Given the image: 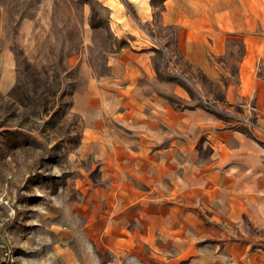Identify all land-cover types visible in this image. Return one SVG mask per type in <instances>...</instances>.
I'll use <instances>...</instances> for the list:
<instances>
[{
	"label": "rangeland",
	"instance_id": "obj_1",
	"mask_svg": "<svg viewBox=\"0 0 264 264\" xmlns=\"http://www.w3.org/2000/svg\"><path fill=\"white\" fill-rule=\"evenodd\" d=\"M150 2L153 20L138 17L136 23L154 38L168 36L170 57L156 54L163 69L159 76L197 96L176 64L181 56L175 29L158 25L163 0ZM105 6L95 0H0V61L12 63L14 71L11 86L0 89V264H246V243L235 235L254 236L258 229L240 221L233 227L217 225V241L208 238L210 229L193 226L184 241L174 238V228L170 238L161 237L162 213L132 207L130 197L118 192L115 175L82 150V118L72 104L83 57L100 76L109 73L116 48L135 46L131 35L117 32ZM230 47L236 57L240 43ZM235 70L232 62L231 81ZM190 72L200 84L202 107L247 128L240 104L227 109L222 83L196 68ZM171 100L176 107L181 103ZM253 108V102L247 105V111ZM215 242L219 246L212 252ZM255 243L264 250V240ZM234 245L241 247L238 258L231 256Z\"/></svg>",
	"mask_w": 264,
	"mask_h": 264
},
{
	"label": "crops",
	"instance_id": "obj_2",
	"mask_svg": "<svg viewBox=\"0 0 264 264\" xmlns=\"http://www.w3.org/2000/svg\"><path fill=\"white\" fill-rule=\"evenodd\" d=\"M150 1L97 0L111 9L117 32L131 35L135 46L116 48L109 73L100 76L83 57L72 104L82 118L81 148L115 175L118 192L130 197L132 207L162 213L161 237L170 238L174 228V238L184 241L193 226L210 229L208 238L217 241V225L246 221L259 230L254 236L235 235L246 243V264H264V250L255 243L264 240V0H163L158 25L175 29L181 56L176 64L197 96L159 76L163 69L156 65V54L170 57L168 36L154 38L136 23L138 17L153 20ZM161 40L164 44L157 45ZM234 41L240 43L236 57L230 47ZM232 62L234 81L228 79ZM194 68L222 83L227 109L240 104L239 113L253 115L261 131L247 134L220 112L202 107L200 84L189 75ZM13 82L12 63L0 61V89ZM172 96L181 102L178 107ZM251 102L254 111H247ZM211 246L216 252L219 245ZM232 249L233 258L242 255L240 246Z\"/></svg>",
	"mask_w": 264,
	"mask_h": 264
},
{
	"label": "built area",
	"instance_id": "obj_3",
	"mask_svg": "<svg viewBox=\"0 0 264 264\" xmlns=\"http://www.w3.org/2000/svg\"><path fill=\"white\" fill-rule=\"evenodd\" d=\"M242 120L246 123V127L250 128L252 127V129L254 128L255 131H261L259 126L256 125V123L254 121H252V119H250L249 116H241ZM264 133V131H262Z\"/></svg>",
	"mask_w": 264,
	"mask_h": 264
},
{
	"label": "trees",
	"instance_id": "obj_4",
	"mask_svg": "<svg viewBox=\"0 0 264 264\" xmlns=\"http://www.w3.org/2000/svg\"><path fill=\"white\" fill-rule=\"evenodd\" d=\"M96 2H97V0H95ZM86 3V2H85ZM83 5H84V3H83ZM128 6V8L130 9V11H131V7H130V5H127ZM240 130L241 131H243V132H245V133H247V134H249V131H248V129L247 128H245V127H243V128H240Z\"/></svg>",
	"mask_w": 264,
	"mask_h": 264
}]
</instances>
